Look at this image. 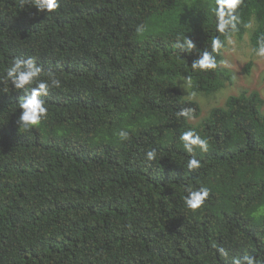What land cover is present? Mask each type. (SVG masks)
<instances>
[{"label":"trees","instance_id":"1","mask_svg":"<svg viewBox=\"0 0 264 264\" xmlns=\"http://www.w3.org/2000/svg\"><path fill=\"white\" fill-rule=\"evenodd\" d=\"M54 13L0 0V80L15 57H35L61 81L43 99L39 127L17 123L19 98L0 83V264H231L264 259V112L256 91L229 96L195 124L178 117L177 78L193 95L231 84L220 67L231 37L250 23L264 36V0H241L235 29L217 31L216 0H59ZM142 31L137 32V27ZM186 36L192 53L175 48ZM222 47L213 51L212 41ZM209 51L215 70L191 68ZM41 79H47L42 76ZM34 86V85H33ZM7 88V93L4 89ZM129 139L121 141L118 132ZM208 140L192 154L180 135ZM156 149L149 162L146 151ZM210 195L191 211L186 189ZM215 245V247H214ZM217 247L229 250L223 260Z\"/></svg>","mask_w":264,"mask_h":264},{"label":"clouds","instance_id":"2","mask_svg":"<svg viewBox=\"0 0 264 264\" xmlns=\"http://www.w3.org/2000/svg\"><path fill=\"white\" fill-rule=\"evenodd\" d=\"M37 12L54 13L59 8V0H27ZM241 0H216V15L218 18L217 31L224 33L227 29H235L237 16L234 14ZM142 26L137 27V32H141ZM175 48L181 53L190 54L196 49L192 40L186 36L177 37ZM222 43L219 38L212 41L213 51L219 50ZM257 57L264 58V36L257 40V47L253 49ZM191 68L199 71L215 70L217 68L216 58L207 50L199 54L198 58L193 60ZM42 76H47V79H41ZM186 81L191 80L190 77H183ZM10 82L15 90H22L23 96L19 98L20 115L17 123L23 131H29L32 128L40 126L42 121L46 119L48 107L43 97H46L50 88H60L61 81L57 78L51 69L45 70L43 66L36 63L35 57H15L12 60L10 67L6 70V77L0 80V83ZM34 85V86H33ZM7 93V88L4 89ZM178 117H183L188 120L194 119V109L190 107H182L176 113ZM118 136L121 141L129 139V133L126 130H120ZM183 149L186 153L192 154L187 162L189 171L196 170L201 167L200 161L194 156L195 150L198 148L201 152H207L209 148L208 140L201 138L194 130L184 131L180 137ZM145 158L149 162L157 160L156 149L146 151ZM187 195L184 197V205L191 211L200 209L210 195V189L205 186L198 188L186 189ZM215 247V245H214ZM219 256L227 261L229 259V250L223 247H217ZM231 264H264V259H260L250 254L242 257H232Z\"/></svg>","mask_w":264,"mask_h":264},{"label":"rangeland","instance_id":"3","mask_svg":"<svg viewBox=\"0 0 264 264\" xmlns=\"http://www.w3.org/2000/svg\"><path fill=\"white\" fill-rule=\"evenodd\" d=\"M253 28L254 24L250 23L241 39L231 37L226 41L221 52L220 67L231 72L232 82L226 84L219 92L211 96L193 95L188 90L189 81L183 77L176 79L182 97L195 101L200 108L199 117L189 120L192 124L205 118L212 108L223 106L227 97L235 96L243 91L258 92L263 102L262 112H264V58L257 57L251 48L249 37Z\"/></svg>","mask_w":264,"mask_h":264}]
</instances>
